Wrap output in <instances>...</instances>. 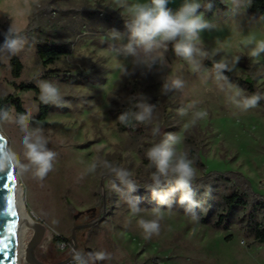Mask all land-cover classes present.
<instances>
[{"label":"rangeland","instance_id":"rangeland-1","mask_svg":"<svg viewBox=\"0 0 264 264\" xmlns=\"http://www.w3.org/2000/svg\"><path fill=\"white\" fill-rule=\"evenodd\" d=\"M184 2L169 0L167 7L175 11ZM227 2L222 0L228 10ZM227 10L217 8L212 14L203 7L199 10L215 28L201 33L195 43L209 51L219 50L215 59L226 57L230 66L240 56L226 75L232 90L238 86L245 95L264 93V54L250 56L255 44L264 40V19L251 13L246 0L237 14ZM129 19V12L117 0H0V44L10 25L21 34L26 32L22 34L25 47L18 55L0 53V106H13L16 114L30 113L31 126H43L48 147L58 154L43 181L14 164L28 213L47 229L36 257L44 263L60 262L68 251H60L55 238L72 240L75 233L78 250L90 257L89 264H264V244L250 233L244 212L224 231L202 223L198 214L194 219L174 204L161 208L159 234L145 239L138 220L156 215L157 202L152 196L132 193L141 201V211L133 214L126 203L128 191L114 174L103 168L86 173V166L100 157L130 171L136 182L150 179L153 168L146 151L164 133L172 132L180 138L177 150L187 152L193 161L196 179L206 172L243 176L254 193L264 196V100L256 108L238 109L227 99L229 85L214 78L211 61H203L204 68L194 73L171 45L166 52L160 50L162 67L157 65L143 74L137 69L134 75L123 76V66L132 68L131 58L117 51L126 41L114 39L112 29L126 32ZM44 44L66 45L69 53H49L52 58L46 61L48 57L43 59L38 52V46ZM15 56L23 64L19 78L12 74ZM177 77L184 80V87L161 94L163 82ZM245 79L253 82L254 91L244 84ZM40 80L57 84L64 101L62 106L46 105L49 112L44 119L41 113L47 110L41 108L36 90L18 88L23 83L37 87ZM137 94L156 108L152 125L134 122L137 131L131 132L117 118L122 112L136 110L139 96L137 100L132 96ZM193 102L195 107L181 117L177 110ZM195 111H205L207 116L192 125ZM157 124L161 135L153 136L151 128ZM0 133L7 153H16L24 161L23 134L17 125L0 123ZM218 185L226 190L222 182ZM203 209L200 204L199 210ZM256 217L264 220L262 213ZM77 226L82 227L74 231ZM32 236L31 229L27 243ZM100 251L108 258L96 261L94 254Z\"/></svg>","mask_w":264,"mask_h":264},{"label":"clouds","instance_id":"clouds-1","mask_svg":"<svg viewBox=\"0 0 264 264\" xmlns=\"http://www.w3.org/2000/svg\"><path fill=\"white\" fill-rule=\"evenodd\" d=\"M120 7L127 9L130 19L125 22L126 32L122 33L112 29L114 39H122L123 43L117 51L126 59L131 58L132 68L123 66V76L135 74L137 69L151 71L155 66H163V58L159 55L160 50L165 52L168 46H172V51L177 57L185 60L191 70L200 72L204 68L203 61L209 60L213 65L214 78L217 81L226 82L229 90L226 92L229 103L235 105L242 111L256 108L261 100H264V93L255 92L245 95L244 90L235 86L232 90V83L228 81L225 72H231L240 60V56L234 57L230 62L226 57L216 60L220 54L219 50H206L198 47L195 43L200 40V34L205 31H212L215 25L205 18L203 12L199 10L203 7L210 9L211 3H203L200 0H185V2L175 11L168 8L169 0H150L148 3H136L128 5L126 0H117ZM244 0H228L227 12L237 14L243 6ZM26 39L19 30L9 26L4 33V41L0 44V53L8 55H18L25 47ZM264 54V40L255 44L251 49L250 56L258 58ZM184 80L177 77L170 82H163L161 94L167 95L174 90L184 87ZM39 88L38 99L42 104L62 106L64 103L60 88L57 84L40 80L37 83ZM224 90L223 84L220 85ZM137 96L139 99L137 100ZM135 103V111L122 112L117 120L125 126L130 121L137 124L152 125L156 105L148 103L142 94L132 96ZM195 107V102L188 107L178 109V114L183 117L188 115V108ZM207 116L205 111H195L192 114L191 124L195 125L200 119ZM31 114H16L13 106H0V123H15L22 135L23 157L21 161L16 153H11L7 158L0 159V171L11 163L17 165L22 172L30 171L33 177L43 181L47 174L52 171L57 153L48 147V141L43 132V126L37 124L31 126ZM188 125H185L187 128ZM153 136L161 135V127L157 124L151 128ZM180 138L172 132L164 133L163 139L154 143L146 151V157L150 162V167L155 170L151 172V184L147 190L151 192L152 199L157 202L154 209L156 215L153 219H139L138 226L142 230L145 239H150L160 232V221L163 219L161 208H171L174 204L182 206L186 214H190L194 219L195 209L199 203L195 200V190L193 181L196 179V168L192 160L188 158L187 152L178 151L176 145ZM26 161V162H25ZM98 168H103L115 175L116 179L123 184L128 195L126 203L133 214L141 211L140 198L133 196L138 187L132 179L130 171L125 168L114 166L106 159L97 157L86 166V173H93ZM165 184L169 185L166 189ZM117 187V185H114ZM177 193H179L177 197ZM108 258L106 252L100 251L94 254L96 261H103ZM90 257L77 253L74 256L75 264H89Z\"/></svg>","mask_w":264,"mask_h":264},{"label":"trees","instance_id":"trees-1","mask_svg":"<svg viewBox=\"0 0 264 264\" xmlns=\"http://www.w3.org/2000/svg\"><path fill=\"white\" fill-rule=\"evenodd\" d=\"M205 1L206 3H211L212 5L210 9L205 8L206 13L208 14H212L217 8H222L224 11L227 10V8L223 5L222 0ZM246 1L250 2L251 13L264 19V0ZM22 34H26V32ZM38 52L43 59H46L49 56V53H69V48L66 45L44 44L38 46ZM50 58L52 57H48L46 61L51 60ZM211 66L213 67L212 63ZM11 68L14 77L19 78L22 74L23 64L18 57L15 56L12 58ZM225 75L229 76V73L225 72ZM243 82L251 91H254L253 82L250 79H245ZM18 88L20 90H36L38 99L39 91L33 83H23L19 85ZM18 100H13L12 102H14V104H19L18 107L21 108V104ZM41 108L47 110H42L40 118L44 119L48 115L49 111L45 104L41 103ZM134 122V120L130 121L128 126L122 125V127L131 132H135L137 131V128L135 127ZM154 170L155 169L153 168V171ZM219 181L223 183V186L226 188L225 191L220 189V185H218ZM135 183L138 189L133 194H142L146 197L147 195H151V192L147 190L151 184L150 179H143L137 182L135 181ZM163 187L166 189L169 185L165 184ZM193 188L196 193L195 195L197 196L195 200L199 203V207L200 204L204 207L201 211L199 210V207L195 209V214L200 216L202 223L211 224L216 229L227 231L232 226L234 218L239 217V213L244 212L247 214V226L250 233L253 235L255 240L264 244V220H258L256 217L258 213L264 214V196L254 193L250 183L243 176L238 178L234 174L206 172L203 177L197 178L193 181ZM101 203L103 209V204L105 206V197L103 194L101 195ZM205 209L207 210V215H205ZM211 218L214 220L212 221ZM62 239L70 240L57 236L55 241L58 242Z\"/></svg>","mask_w":264,"mask_h":264},{"label":"water","instance_id":"water-1","mask_svg":"<svg viewBox=\"0 0 264 264\" xmlns=\"http://www.w3.org/2000/svg\"><path fill=\"white\" fill-rule=\"evenodd\" d=\"M8 156L9 154L6 151V140L0 133V159H5ZM2 171H11L15 177V186L11 190V195L14 199V210L16 214H12L13 208H8L6 211L2 210L4 205L2 197L5 193L4 190L0 188V264H17L16 243L19 225L16 211V175L14 163L8 164ZM2 183H4V181L3 179H0V184ZM80 227L82 226L75 227L74 231ZM46 232V227L42 223L36 222L33 236L28 243V254L26 258L27 264H49L41 262L35 255L37 247L42 244L43 239L46 236ZM75 239V233H73L72 241L75 245V249H78ZM73 257L74 253L69 258L53 264H66L72 260Z\"/></svg>","mask_w":264,"mask_h":264},{"label":"bare ground","instance_id":"bare-ground-1","mask_svg":"<svg viewBox=\"0 0 264 264\" xmlns=\"http://www.w3.org/2000/svg\"><path fill=\"white\" fill-rule=\"evenodd\" d=\"M16 211H17V218L19 225L17 243H16L17 264H22V262L24 261L26 262V258L28 254L27 234L31 229L34 232V227L36 222L28 213L24 200L23 190L17 177H16Z\"/></svg>","mask_w":264,"mask_h":264},{"label":"snow or ice","instance_id":"snow-or-ice-1","mask_svg":"<svg viewBox=\"0 0 264 264\" xmlns=\"http://www.w3.org/2000/svg\"><path fill=\"white\" fill-rule=\"evenodd\" d=\"M0 179H3L4 183L0 184V188L4 190L5 195L2 197L4 201L3 209L6 211L8 208H13L12 214L15 215L14 199L11 195V190L15 186V177L11 171H0Z\"/></svg>","mask_w":264,"mask_h":264},{"label":"built area","instance_id":"built-area-1","mask_svg":"<svg viewBox=\"0 0 264 264\" xmlns=\"http://www.w3.org/2000/svg\"><path fill=\"white\" fill-rule=\"evenodd\" d=\"M57 245H58V249L60 251H68L67 258H69L73 253H74V256L77 253H80L78 249H75V245H74V243H73L72 240H63L62 239V240L58 241V244ZM66 264H75L74 257L72 258V260H70Z\"/></svg>","mask_w":264,"mask_h":264},{"label":"crops","instance_id":"crops-1","mask_svg":"<svg viewBox=\"0 0 264 264\" xmlns=\"http://www.w3.org/2000/svg\"><path fill=\"white\" fill-rule=\"evenodd\" d=\"M68 256V255H67ZM67 256H66V258H67ZM66 258H64V259H62V260H60V261H63V260H65Z\"/></svg>","mask_w":264,"mask_h":264}]
</instances>
